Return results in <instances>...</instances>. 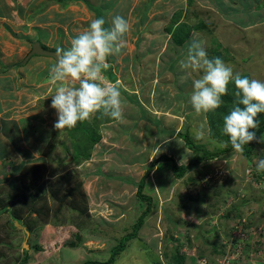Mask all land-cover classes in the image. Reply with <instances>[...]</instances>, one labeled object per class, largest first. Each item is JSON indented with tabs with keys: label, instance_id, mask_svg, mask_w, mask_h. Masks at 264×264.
Here are the masks:
<instances>
[{
	"label": "rangeland",
	"instance_id": "1",
	"mask_svg": "<svg viewBox=\"0 0 264 264\" xmlns=\"http://www.w3.org/2000/svg\"><path fill=\"white\" fill-rule=\"evenodd\" d=\"M161 6L130 21L131 44L117 59L122 83L114 82L115 75L108 78L119 84L122 119L99 125L102 138L89 159L72 158L83 129L76 125L60 136L53 127L56 110L45 106L50 100L17 106L13 117H27L19 120V130H13V121L5 122L6 139L0 141V264L107 260L147 205L137 195L146 172L142 191L152 198L149 215L114 264H179L177 253H184L183 264H200L204 257L212 264L222 255L219 249L232 255V264H264V171H257L264 143H258L249 158L231 150L180 177L170 161L159 160L167 154L179 165L189 163L195 152L185 143L184 133L210 150L229 141L222 134L223 118L237 106L235 86L227 91L230 100L198 115L190 96L193 80L202 73L181 72L178 62L196 38L209 58L219 57L234 72L264 81V0H158L151 8ZM183 19L193 28L188 41L179 43L166 26L175 20L177 26ZM258 119L260 127L264 113ZM201 124L204 137L196 139ZM27 162L36 163L40 175L19 191L16 174ZM65 173L83 182L89 215L66 208L29 230L27 216L17 214L22 206L30 208L21 198L26 195V203L40 198ZM64 192L62 187L60 196ZM48 202L53 209L55 201L48 197Z\"/></svg>",
	"mask_w": 264,
	"mask_h": 264
},
{
	"label": "clouds",
	"instance_id": "2",
	"mask_svg": "<svg viewBox=\"0 0 264 264\" xmlns=\"http://www.w3.org/2000/svg\"><path fill=\"white\" fill-rule=\"evenodd\" d=\"M104 18L93 19L84 31L70 41V48H58L56 62L50 67L49 78L58 85L51 95V107L56 110L54 129L63 134L96 113L111 119H122V101L119 84H106L104 72L110 67L108 58L121 54L126 47L125 35L130 30L128 21L120 15L111 18L106 27ZM181 72H199L193 80L190 103L196 114L218 109L228 85L236 88V105L223 118L222 134L237 153L252 142L264 143V134L257 135L259 114L264 113V81L250 79L234 72L221 58H209L205 47L196 38L187 45V52L178 62ZM78 82V87L73 86ZM204 137V124L195 133L196 139ZM164 141V140H163ZM166 142V141H164ZM182 162V161H181ZM257 171H264V160L257 164Z\"/></svg>",
	"mask_w": 264,
	"mask_h": 264
},
{
	"label": "crops",
	"instance_id": "3",
	"mask_svg": "<svg viewBox=\"0 0 264 264\" xmlns=\"http://www.w3.org/2000/svg\"><path fill=\"white\" fill-rule=\"evenodd\" d=\"M156 1L158 0H0V141L6 139L2 135L5 122L13 121L15 130L19 120H23L21 117L27 118L21 115L16 119L13 117L17 106L35 99L40 104L52 101L51 95L55 94L58 86L51 80H44L49 77L50 67L56 62L53 57L33 54L25 61L24 58L35 42H39L44 49L67 50L71 46V39L88 28L91 21L99 18L102 13V18H106L109 27L111 18L115 15L128 21L130 30L124 39L130 46L129 33H132L131 25L136 21L133 19L134 15L154 13L164 7L151 8ZM131 20L134 21L132 24ZM118 58V55L108 58L111 70L104 72L105 82L115 75L114 82L122 83L121 75L116 70L121 65L118 64ZM73 86L78 87V82ZM49 104L51 102L45 106H50ZM164 141L160 140L162 143Z\"/></svg>",
	"mask_w": 264,
	"mask_h": 264
},
{
	"label": "trees",
	"instance_id": "4",
	"mask_svg": "<svg viewBox=\"0 0 264 264\" xmlns=\"http://www.w3.org/2000/svg\"><path fill=\"white\" fill-rule=\"evenodd\" d=\"M91 7L93 6L91 2H89ZM99 18H102V13L99 14ZM184 20V19H183ZM191 20V18H190ZM177 20L173 21L172 23H169L166 26V30L171 33L172 39H174L176 42H182L184 40L188 41L189 33L193 28V25L190 23L188 24L187 20L182 21L179 25L175 26L173 23H175ZM196 24V23H195ZM220 56V55H219ZM234 87L233 86L228 87V89ZM223 103L230 100L229 94H225L222 97ZM222 103V104H223ZM102 117H105L104 120ZM114 119H111L109 117L103 116L101 113H96L91 117V119L85 121V122H78L77 125L81 126L83 129V136L81 138H77L76 143L74 144V148L76 150V153L72 155V158L76 162H80L81 160H86L91 157L90 152H92V149L94 145L99 142L102 138V133L100 131V126L103 123H109L112 122ZM209 122L214 127V124H216L212 119H209ZM220 121H217V125ZM100 125V126H99ZM19 127L16 125L15 130ZM257 135H261L264 132V123L256 130ZM20 134V132H18ZM172 134V132L170 133ZM168 135V132H167ZM181 136V135H180ZM183 139L185 140V143L187 146L193 150L195 153L191 156V160L188 164L185 165H179L176 163L173 157L168 156L167 154L161 155L159 157V160H168L170 161L173 173L175 176L180 177L183 176L184 173L191 167H196L197 165L201 164L202 161L210 160L212 158H215L221 154H225L233 150L231 144H229L227 147H216L215 150H210L206 147L203 143H197L194 141L187 133L182 134ZM161 140V139H160ZM255 141L250 143L249 145L244 146V151L242 152L245 157L249 158L254 147L257 145ZM201 162V163H200ZM153 164H151L148 168L150 169ZM18 173L16 174V188L19 191H23L28 189V184L34 181L39 175H40V169L39 166L36 167V163H23L22 165H19L18 167ZM70 173H65L62 175V180L57 182L54 185H51V187L47 190L46 193H44L40 198L33 199L30 202L28 201V198L26 195H23V202L25 204H29V207H26L27 209H24L25 207L22 206L21 209L18 211V217H23L26 215V220L28 222V229L32 230L34 227L36 228L39 223L42 222H48L50 218L53 215L58 214L62 210L68 208L71 210H76L82 214L89 215V208H88V200H87V194L83 186V182L78 179V177L74 174L69 175ZM146 174L140 179L138 183V192L137 195L142 200H146V207L141 212L140 215L136 218L135 223L132 225V228L124 234L119 242L112 247L110 251V255L107 260L100 261V260H88L82 264H114L115 260L122 251L125 250V248L128 245V242L136 237L138 235L139 230L143 226L145 222L146 216L149 215L150 212V205H151V196L146 195L143 193V186L146 179ZM63 180L66 182L65 185H63ZM197 183V180L196 182ZM62 187H65V192L63 195L60 196ZM20 192H17L15 197L13 198V203H17L18 196ZM33 198V195H31ZM48 197H51L55 201V205L53 209H51L50 205L48 204ZM27 198V199H26ZM31 198V199H32ZM24 204V205H25ZM17 209V205L15 206ZM34 213V215H32ZM25 217V216H24ZM179 252V251H178ZM219 254H225V251H221V249L218 250ZM177 261L180 262L179 264L184 263L185 255L184 253H177Z\"/></svg>",
	"mask_w": 264,
	"mask_h": 264
},
{
	"label": "water",
	"instance_id": "5",
	"mask_svg": "<svg viewBox=\"0 0 264 264\" xmlns=\"http://www.w3.org/2000/svg\"><path fill=\"white\" fill-rule=\"evenodd\" d=\"M33 54H42V55H48V56H51L53 57L55 60L57 59V56H56V51L54 50H48V49H44L41 44L39 42H35L33 45H32V49L31 51L28 53V55L26 56V59H28L31 55ZM25 59V61H26ZM15 225H20L18 223V221H15Z\"/></svg>",
	"mask_w": 264,
	"mask_h": 264
},
{
	"label": "built area",
	"instance_id": "6",
	"mask_svg": "<svg viewBox=\"0 0 264 264\" xmlns=\"http://www.w3.org/2000/svg\"><path fill=\"white\" fill-rule=\"evenodd\" d=\"M206 257L202 258L200 264H211L210 261L205 259ZM215 262L212 264H232V255L229 253H225L219 256V258L214 260Z\"/></svg>",
	"mask_w": 264,
	"mask_h": 264
}]
</instances>
